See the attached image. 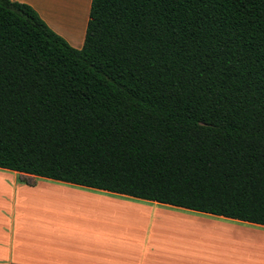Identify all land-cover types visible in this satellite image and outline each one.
Listing matches in <instances>:
<instances>
[{
    "label": "trees",
    "instance_id": "1",
    "mask_svg": "<svg viewBox=\"0 0 264 264\" xmlns=\"http://www.w3.org/2000/svg\"><path fill=\"white\" fill-rule=\"evenodd\" d=\"M0 169L264 226V0H0Z\"/></svg>",
    "mask_w": 264,
    "mask_h": 264
},
{
    "label": "crops",
    "instance_id": "2",
    "mask_svg": "<svg viewBox=\"0 0 264 264\" xmlns=\"http://www.w3.org/2000/svg\"><path fill=\"white\" fill-rule=\"evenodd\" d=\"M13 1L83 47L92 0ZM0 264H264V226L0 169Z\"/></svg>",
    "mask_w": 264,
    "mask_h": 264
},
{
    "label": "rangeland",
    "instance_id": "3",
    "mask_svg": "<svg viewBox=\"0 0 264 264\" xmlns=\"http://www.w3.org/2000/svg\"><path fill=\"white\" fill-rule=\"evenodd\" d=\"M36 181V184H35V186H37V185H39L40 183H42V184H48V181H44V180H40V179H37V180H35ZM20 187H23V185H21ZM37 190L35 189V190H32V191H30V190H28V189H24L23 190V193H26V196L25 197H29V198H31L32 197V195L33 194H35V193H33L32 194V192H36ZM28 193V194H27ZM38 196V195H37ZM42 197V199H44V196H39V197H35V198H41Z\"/></svg>",
    "mask_w": 264,
    "mask_h": 264
}]
</instances>
